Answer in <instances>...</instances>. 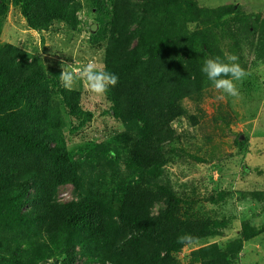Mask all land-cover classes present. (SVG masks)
<instances>
[{
	"label": "trees",
	"instance_id": "trees-1",
	"mask_svg": "<svg viewBox=\"0 0 264 264\" xmlns=\"http://www.w3.org/2000/svg\"><path fill=\"white\" fill-rule=\"evenodd\" d=\"M12 1L38 31L61 21L75 29L84 7L82 0ZM86 2L98 11L92 31L103 42L105 99L123 128L73 144L67 132L94 118L82 85L63 83L62 69L2 41L9 3L0 0V264H185L178 254L194 243L186 264H237L264 225L244 219L239 235L214 242L230 220L204 201L224 196L176 190L163 177L164 146L184 100L200 101L244 73L247 50L253 65L264 63V16L198 0ZM65 185L75 197L62 201ZM250 195L264 203V191Z\"/></svg>",
	"mask_w": 264,
	"mask_h": 264
},
{
	"label": "rangeland",
	"instance_id": "rangeland-1",
	"mask_svg": "<svg viewBox=\"0 0 264 264\" xmlns=\"http://www.w3.org/2000/svg\"><path fill=\"white\" fill-rule=\"evenodd\" d=\"M82 1L84 7L77 13L75 29L61 21L49 31H38L29 26L20 8L8 0L1 36L4 42L42 56L48 66L62 69L63 83L82 85L86 108L94 112V118L83 130L67 132L73 144L123 128L111 115L103 92V42L100 34L92 31L98 11L90 9L87 0ZM198 1L204 7L234 3L246 13L264 16V0ZM245 55L244 73L206 90L200 101L184 100L186 112L173 123L175 136L164 146L167 161L163 177L176 190L192 191L199 197L224 196L216 202L204 201L206 209L218 218L230 220L224 236L212 239L220 245L239 235L244 219L252 220L257 227L264 225V203L250 195L251 191H264V63L255 66V55L248 50ZM237 139L245 140L247 145H238ZM59 197L62 201L74 198V187L62 186ZM197 247L199 244L186 245L178 258L186 264L190 252ZM77 264H85V260ZM237 264H264V232L245 242Z\"/></svg>",
	"mask_w": 264,
	"mask_h": 264
}]
</instances>
